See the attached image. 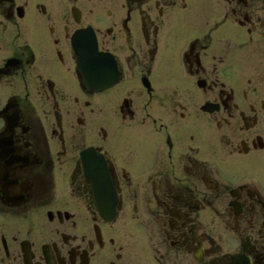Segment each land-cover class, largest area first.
<instances>
[{
  "label": "flooded vegetation",
  "instance_id": "flooded-vegetation-1",
  "mask_svg": "<svg viewBox=\"0 0 264 264\" xmlns=\"http://www.w3.org/2000/svg\"><path fill=\"white\" fill-rule=\"evenodd\" d=\"M0 264H264V0H0Z\"/></svg>",
  "mask_w": 264,
  "mask_h": 264
},
{
  "label": "water",
  "instance_id": "water-1",
  "mask_svg": "<svg viewBox=\"0 0 264 264\" xmlns=\"http://www.w3.org/2000/svg\"><path fill=\"white\" fill-rule=\"evenodd\" d=\"M94 70H96V68H94ZM116 79H117V72H116V70L115 69L114 70H111L110 79H109L110 82H107V84H105V82H104L103 85H105V86L110 85V84H112V82H115ZM100 85H101V83H100ZM99 160H100V158H98L97 160H94L93 162L97 163V161H99ZM93 162H92V164H95ZM87 165L90 166L91 164H88L87 163ZM87 173L91 177L90 181L92 182V184L95 187V193L96 194H95L94 197H96V199L101 204L104 203V200L105 201L107 200V199H104V197L102 195V192H104V191L105 192L108 191V192L112 193V195H109L111 197H108V200H114L115 199L113 197L114 196V191H113V188L111 186L110 181H105L104 182L103 180H99V176L95 175L96 173L95 172L93 173L92 170H88Z\"/></svg>",
  "mask_w": 264,
  "mask_h": 264
}]
</instances>
